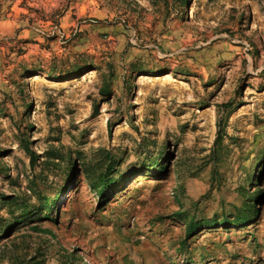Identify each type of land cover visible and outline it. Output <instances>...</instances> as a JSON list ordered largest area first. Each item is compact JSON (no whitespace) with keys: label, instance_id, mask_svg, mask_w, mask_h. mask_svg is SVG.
<instances>
[{"label":"rangeland","instance_id":"rangeland-1","mask_svg":"<svg viewBox=\"0 0 264 264\" xmlns=\"http://www.w3.org/2000/svg\"><path fill=\"white\" fill-rule=\"evenodd\" d=\"M0 264H264V0H0Z\"/></svg>","mask_w":264,"mask_h":264},{"label":"trees","instance_id":"trees-1","mask_svg":"<svg viewBox=\"0 0 264 264\" xmlns=\"http://www.w3.org/2000/svg\"><path fill=\"white\" fill-rule=\"evenodd\" d=\"M222 107L225 109H228L231 107V103L225 104ZM221 132H222V122H218V139H217L216 145H221L223 142V136H222ZM194 229H196L195 226L190 227V232H193Z\"/></svg>","mask_w":264,"mask_h":264}]
</instances>
